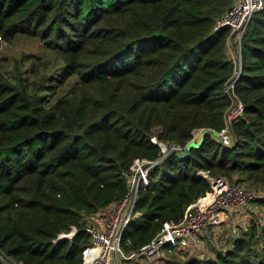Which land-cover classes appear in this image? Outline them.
<instances>
[{
	"label": "trees",
	"instance_id": "16d2710c",
	"mask_svg": "<svg viewBox=\"0 0 264 264\" xmlns=\"http://www.w3.org/2000/svg\"><path fill=\"white\" fill-rule=\"evenodd\" d=\"M233 1L0 0V45L37 36L62 52L56 82L76 75L80 84L44 105L0 73V264H83L85 218L127 195L133 159L161 156L154 136L168 151L138 188L126 253L209 191L204 174L264 187V0L240 38L238 66L225 54L229 28L214 29ZM234 100L242 109L224 146L209 130L224 126ZM202 128L187 157L172 152ZM255 234L184 264H264V240L250 247Z\"/></svg>",
	"mask_w": 264,
	"mask_h": 264
},
{
	"label": "built area",
	"instance_id": "2783aa9c",
	"mask_svg": "<svg viewBox=\"0 0 264 264\" xmlns=\"http://www.w3.org/2000/svg\"><path fill=\"white\" fill-rule=\"evenodd\" d=\"M261 5V0H234L230 8L216 21L214 29L227 26L230 30L227 43L233 41L239 51L240 38L246 24ZM229 87L230 84L226 85V90ZM233 103L236 104L237 111L231 112V106L226 110L224 126L218 131L209 130L210 135L224 146L232 144L231 121L242 109L238 101L234 100ZM195 131L191 139L197 138ZM151 142L160 148L161 156L153 161L143 158L133 159L128 171L124 174L128 187L127 195L120 201L113 202L85 218V230L91 236L92 249L84 257L83 264H126L128 261L137 259L153 262L162 257V252L167 247L184 249L192 254L203 244L214 241L217 230L225 224L227 216L233 211L254 201H264V190H251L225 177H209L204 174L210 185L209 191L189 204L180 220L164 222L160 231L148 244L137 250L124 252L121 247V235L127 223L137 215L133 208L138 188L148 184L149 170L168 151L165 143L155 136L151 138ZM73 233L74 230L71 229L68 234L59 235V238H70Z\"/></svg>",
	"mask_w": 264,
	"mask_h": 264
},
{
	"label": "rangeland",
	"instance_id": "374dc122",
	"mask_svg": "<svg viewBox=\"0 0 264 264\" xmlns=\"http://www.w3.org/2000/svg\"><path fill=\"white\" fill-rule=\"evenodd\" d=\"M63 66L62 52L48 48L37 36L17 34L10 42H1L0 73L3 78L12 84L24 85L37 96H45L44 105H53L58 99L73 94L80 86L76 75H72L61 85L56 82L55 78ZM230 111H237L235 103L231 105ZM154 132L157 133V130ZM235 178L233 176L231 181ZM238 185L251 190H264L259 184L240 182ZM251 229L256 234L250 247L258 251L264 240V201L251 202L228 215L225 224L217 230L214 241L202 245L201 257L184 249L167 247L163 250L162 257L153 262L137 259L126 264H184L189 258L214 259L219 252L231 248L235 238L243 237ZM3 260L6 264H18L12 259Z\"/></svg>",
	"mask_w": 264,
	"mask_h": 264
},
{
	"label": "water",
	"instance_id": "95a60500",
	"mask_svg": "<svg viewBox=\"0 0 264 264\" xmlns=\"http://www.w3.org/2000/svg\"><path fill=\"white\" fill-rule=\"evenodd\" d=\"M262 1V4H263V0ZM262 6V5H261ZM259 10V9H258ZM257 11V10H256ZM255 11V12H256ZM238 72V70H237ZM237 72L235 73V75L237 74ZM235 79V77H234ZM207 131V129H198L197 131H195V134L197 135V138H194V139H190L183 150H181L180 148L178 147H174L172 148V152L173 153H176V155L180 158H185L189 155V152H190V149L191 148H197L199 145H200V142L202 140V136L203 134Z\"/></svg>",
	"mask_w": 264,
	"mask_h": 264
},
{
	"label": "crops",
	"instance_id": "0c3cea01",
	"mask_svg": "<svg viewBox=\"0 0 264 264\" xmlns=\"http://www.w3.org/2000/svg\"><path fill=\"white\" fill-rule=\"evenodd\" d=\"M226 57L230 60L233 61V63L235 65L238 66V59H239V51H238V47H235V44L233 41H229V43H227L226 45V51H225ZM203 246H201L198 250H195L194 253L195 256L201 257V250H202Z\"/></svg>",
	"mask_w": 264,
	"mask_h": 264
}]
</instances>
